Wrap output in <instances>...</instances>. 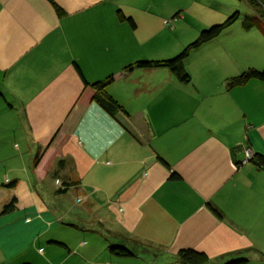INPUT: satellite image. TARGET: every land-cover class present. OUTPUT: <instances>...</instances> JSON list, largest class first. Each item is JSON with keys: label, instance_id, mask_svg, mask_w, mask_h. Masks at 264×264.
<instances>
[{"label": "crops", "instance_id": "crops-1", "mask_svg": "<svg viewBox=\"0 0 264 264\" xmlns=\"http://www.w3.org/2000/svg\"><path fill=\"white\" fill-rule=\"evenodd\" d=\"M212 1L0 0V264H264V165L243 155L264 159V79L226 84L264 66V15L238 1L187 82L134 66L224 20ZM109 75L113 114L91 86Z\"/></svg>", "mask_w": 264, "mask_h": 264}, {"label": "trees", "instance_id": "trees-1", "mask_svg": "<svg viewBox=\"0 0 264 264\" xmlns=\"http://www.w3.org/2000/svg\"><path fill=\"white\" fill-rule=\"evenodd\" d=\"M246 3L255 10L257 15L262 17L264 15V10H262V6H264V0H244ZM57 11H59L57 9ZM119 18L125 19L122 15H119ZM238 18V12L234 11L230 15H228L224 20H222L219 23H215L210 25L209 27L205 29H201L196 36L194 40H192L190 43L185 45L176 55L169 59H162V60H138L134 62V66L136 67H154V66H162L170 69L172 72L175 73L177 78L180 81L187 82L189 79L188 74L184 71L182 67V62L185 57L189 54V52L201 45L202 43L212 39L213 37L217 36L224 28H226L228 25L232 24L236 19ZM128 22L133 25L131 19L128 17L126 18ZM244 27H248L252 21L250 19L246 18L242 20ZM129 66V65H128ZM112 77L109 75L107 79L104 81H99L92 83L91 86L95 88V92L93 94V99L107 112L110 114H113L115 110L118 108V105L115 103V101L108 96L105 91L103 90V87L105 84L111 79ZM250 78L255 79H264V66L261 69H246L239 73L236 76L231 77L227 82V86H231L234 84H241L245 82L246 80ZM250 160L254 162L255 164H258L260 166L264 165V159L261 160L260 157H251ZM175 175L172 174L171 177H174ZM62 187V186H61ZM13 199L9 201L7 204H5L2 207V211L10 210L13 206ZM112 252H115L116 254L120 255H128L132 254V252L123 247L118 245H112L109 246ZM179 260L185 264H200L201 261L205 259L204 255L201 253H198L192 249H181L179 250L177 254ZM244 262V259H232L224 264H242Z\"/></svg>", "mask_w": 264, "mask_h": 264}, {"label": "rangeland", "instance_id": "rangeland-1", "mask_svg": "<svg viewBox=\"0 0 264 264\" xmlns=\"http://www.w3.org/2000/svg\"><path fill=\"white\" fill-rule=\"evenodd\" d=\"M238 1H240V3H245L243 0H214L211 2V4H212L211 6L215 7L216 10L226 12L227 16L230 15L231 13H233L234 11L238 12L240 10L241 19H242L244 11H243V7L242 6L240 7V3L238 4ZM262 10H264V6H262ZM208 22H209V20H208ZM216 22H218V21H216ZM194 23L200 24L199 21H195ZM194 23H192V24H194ZM207 24H210V23H205L204 25H202V27L204 26L202 29H205V28L210 26Z\"/></svg>", "mask_w": 264, "mask_h": 264}, {"label": "built area", "instance_id": "built-area-1", "mask_svg": "<svg viewBox=\"0 0 264 264\" xmlns=\"http://www.w3.org/2000/svg\"><path fill=\"white\" fill-rule=\"evenodd\" d=\"M164 23L166 25L170 24L171 20H165ZM243 155H244V160L250 159L252 157V153H251V151L249 149H245L244 152H243Z\"/></svg>", "mask_w": 264, "mask_h": 264}]
</instances>
